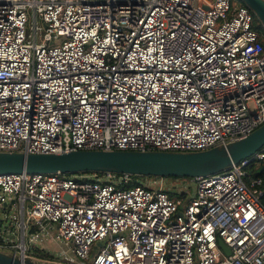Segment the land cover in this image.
Returning <instances> with one entry per match:
<instances>
[{
	"label": "built area",
	"instance_id": "2783aa9c",
	"mask_svg": "<svg viewBox=\"0 0 264 264\" xmlns=\"http://www.w3.org/2000/svg\"><path fill=\"white\" fill-rule=\"evenodd\" d=\"M253 21L232 0H0V152H193L247 137L264 124ZM252 164L264 147L182 181L193 195L126 172L0 174V250L62 258L55 241L73 264H264Z\"/></svg>",
	"mask_w": 264,
	"mask_h": 264
},
{
	"label": "water",
	"instance_id": "95a60500",
	"mask_svg": "<svg viewBox=\"0 0 264 264\" xmlns=\"http://www.w3.org/2000/svg\"><path fill=\"white\" fill-rule=\"evenodd\" d=\"M242 1L264 26V0ZM263 147L264 124L245 138L203 151L78 150L58 154L0 152V174L111 171L141 176L195 178L227 170ZM260 171H264V166ZM219 245L227 254H231V249L222 239H219ZM0 264L62 263L0 250Z\"/></svg>",
	"mask_w": 264,
	"mask_h": 264
},
{
	"label": "trees",
	"instance_id": "16d2710c",
	"mask_svg": "<svg viewBox=\"0 0 264 264\" xmlns=\"http://www.w3.org/2000/svg\"><path fill=\"white\" fill-rule=\"evenodd\" d=\"M232 4H233V7H236V6H239V5H246L242 0H232ZM253 26L254 28L258 31L259 33V36H260V39L263 40L264 39V26L262 25L261 21L257 18V16L255 15L254 13V21H253ZM264 165H258L256 166L255 164H252L250 167H249V171L251 172V174L255 177H261L264 181V171L261 172V168L263 167ZM139 177H154V176H141V175H135V178H134V182L135 184L136 183H139V184H143L139 181ZM169 179H173V180H180V181H186V180H189L191 179V177H173V176H170L168 177ZM263 189H264V184H263ZM168 194L170 197L172 198H175V199H178V198H186L187 197V192L184 191L183 193H180L178 192L177 189H169L168 191ZM261 203L264 205V191H263V195L261 196ZM43 251L39 250L35 256L39 259H42V260H48V261H53L55 260V256L51 253H42ZM62 262L66 263V264H73L71 263L70 261L68 260H63Z\"/></svg>",
	"mask_w": 264,
	"mask_h": 264
},
{
	"label": "rangeland",
	"instance_id": "374dc122",
	"mask_svg": "<svg viewBox=\"0 0 264 264\" xmlns=\"http://www.w3.org/2000/svg\"><path fill=\"white\" fill-rule=\"evenodd\" d=\"M139 181L141 183H143V184L154 186V185H156L157 179H156V177H139ZM168 183H171V184H182L183 185L182 187H184L186 190H187V188L189 189V193L191 195H193L194 192H195V184H193L191 181H189V183H187V184H184L180 180L168 179ZM71 246H72L71 244L68 245V244H65V243H61V242L59 243V242H55V241H53V242L50 241L49 243H47V247L48 248L52 249V251L55 250L57 252L63 253V256H64L62 258L55 257V260H53L52 262H58V263L66 264V263L62 262L64 259H67V260L71 261L69 258H71V259L74 258L73 253L70 252V250H69L71 248ZM37 248L38 247H34V251L36 253L38 252ZM68 253H69V255H66Z\"/></svg>",
	"mask_w": 264,
	"mask_h": 264
}]
</instances>
